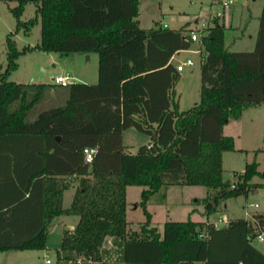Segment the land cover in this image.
Returning a JSON list of instances; mask_svg holds the SVG:
<instances>
[{
	"label": "trees",
	"instance_id": "1",
	"mask_svg": "<svg viewBox=\"0 0 264 264\" xmlns=\"http://www.w3.org/2000/svg\"><path fill=\"white\" fill-rule=\"evenodd\" d=\"M36 16L22 20L27 2ZM17 29L29 33L41 18V41L47 52L99 54L97 83H20L9 80L18 67L19 50L8 35L7 66L0 70V250L45 249L53 219L79 216L66 230L59 259L89 264H264V251L253 244L255 228L245 217L216 228L211 221L168 220L163 231L152 225L149 197L163 186L204 185L208 216L224 203L247 195L264 174L257 163L224 178L223 154L235 150L224 133L229 118L247 105L264 102V7L256 45L250 51L226 46L220 17L201 33L200 100L180 110L174 86L180 71L171 57L193 43L190 33L160 23L143 28L140 0H18L12 8ZM144 73V75H143ZM132 88H136L135 92ZM56 90L53 96L51 91ZM142 93H144L142 95ZM65 95L66 102L34 118L35 104ZM51 97V98H52ZM135 128L150 137L137 152L125 149L123 132ZM95 147L92 162L85 149ZM77 179L72 202L64 192ZM129 185H140L148 219L129 229ZM264 224V214L253 215ZM207 230L208 237L199 232ZM107 236L123 240V261L104 260Z\"/></svg>",
	"mask_w": 264,
	"mask_h": 264
},
{
	"label": "rangeland",
	"instance_id": "2",
	"mask_svg": "<svg viewBox=\"0 0 264 264\" xmlns=\"http://www.w3.org/2000/svg\"><path fill=\"white\" fill-rule=\"evenodd\" d=\"M16 5L18 0H0V70L5 71L7 66L8 35L12 34L19 50L26 47L30 49L20 54L17 60L18 67L11 72L9 80L20 83L56 84L55 77L71 74L76 82L82 78L88 79L91 83L98 82V53L47 52L36 48L41 41V18L38 17L29 33L17 29L18 18L12 11ZM263 7L264 0H234L228 6L221 5L218 0H140L138 19L143 28L156 27L160 21L162 26L171 29L186 28L183 30L184 34L190 33V28H195L199 34L200 29L213 24V18L220 12L221 15H218L220 22L226 26V46L234 51H250L256 45L259 16ZM36 15L35 3L27 2L21 19L29 20ZM198 43L199 40H196L193 48H197ZM89 54L91 58L88 57ZM187 58H191L194 63L180 71V78L174 86L177 89L180 110L190 108L200 100L201 54L196 51H182L176 55L175 63L179 64ZM56 87L61 88L60 84ZM51 93L55 96L56 90L52 89ZM51 97L35 104L28 113L29 117L34 118L44 109L66 102L65 95ZM224 133L231 135L235 144V150L223 154L225 180L236 181L234 171H243L249 162L255 161L258 169L264 172V102L245 106L239 118L231 116L224 126ZM148 139L149 135L135 128L123 132L125 149L129 152H137ZM252 182L260 185L256 189H251L247 195L228 199L223 205L222 212H226L230 218H251L253 214L264 213V174L254 176ZM143 189L144 187L140 185H129L126 189L127 220L131 230H138L141 223L148 219L142 204ZM74 190V185L65 190V206H70ZM207 194L208 188L204 185L161 187L147 202L152 225L163 231L168 220L183 221L188 218L195 221L215 220L218 213L208 216L205 212L204 198ZM251 203H257L258 207H252ZM78 221L79 216L75 214L56 217L49 227L45 249L0 250V264H89L82 258L78 262L59 259L57 254L65 231L74 230ZM253 244L264 251V242L255 240ZM123 248V240L114 237L111 245L102 247L103 258L108 261L122 260ZM47 259H50L51 263H46Z\"/></svg>",
	"mask_w": 264,
	"mask_h": 264
},
{
	"label": "built area",
	"instance_id": "3",
	"mask_svg": "<svg viewBox=\"0 0 264 264\" xmlns=\"http://www.w3.org/2000/svg\"><path fill=\"white\" fill-rule=\"evenodd\" d=\"M218 2L223 6H228V5L232 4L234 2V0H218ZM218 15L220 16L221 13L219 12ZM190 34H191V38L193 41L200 39L201 32L199 34H197L196 31L193 29ZM193 63H194L193 60L191 58H188L186 61H183V62L177 64V69L179 71H182L185 68V66L192 65ZM74 81H75L74 77L71 74L59 75V76L54 78V82L56 84L65 85L68 83H73ZM95 152H96L95 147H87L85 149L86 160L88 162L93 161V157H94ZM234 185H235V183L233 182L232 186H234ZM251 206L256 208V207H258V204L257 203H251ZM253 215L251 216V218H247V219L251 220V222L253 223L254 228H255V234H254V237L252 240L264 242V224H262L258 220H255ZM230 219L231 218L229 217V215L226 212H219L217 218L211 222L216 228H221L222 226L227 225L229 223ZM199 236L201 238H207L208 237L207 230L200 231ZM46 263H51V260L47 259ZM239 264H243V263L240 262Z\"/></svg>",
	"mask_w": 264,
	"mask_h": 264
},
{
	"label": "crops",
	"instance_id": "4",
	"mask_svg": "<svg viewBox=\"0 0 264 264\" xmlns=\"http://www.w3.org/2000/svg\"><path fill=\"white\" fill-rule=\"evenodd\" d=\"M159 23H160V21H159ZM189 28H190V27H189ZM190 29H195V28H190ZM203 31H204V28H203V29H200V32H201V33H203ZM195 43H196V41H193V43H192V45H191V47H190L189 49H182V50H179L178 52H176V53L171 57L170 62L173 63L175 66H177V64L175 63V58H176V55H177L178 53L182 52V51H191V52L196 51V52H199V53L201 54V57H202V53H201V48H202L201 40L199 39V43H198V45H197V48H193L194 45H195ZM88 57L91 58V57H90V54L88 55ZM187 59H188V58H187ZM200 61H201V60H200ZM192 65H193V64H192ZM187 66H191V65H187ZM143 75H144V73H143ZM74 82H76V80H75ZM81 82L91 83V82H90L88 79H86V78H84V80H83V78H82V79H81ZM135 89H136V88H132V91L135 92ZM174 90H175V100L178 101V103H179V98H178V94H177V89H176V87H174ZM143 94H144V93H142V95H143ZM183 110H184V109H183ZM148 143H150V139H148V140L146 141V143H144V144H148ZM76 184H77V179L75 178V180H74V182H73L72 185H74L75 188H76ZM255 189H256V188H255ZM74 192H75V190H74ZM73 196H74V194H73ZM63 204H64V197H63ZM64 206H65V205H64ZM65 207H69V206H65ZM259 213H260V212H259ZM261 214H264V213L261 212ZM62 215H66V214H62ZM62 215H58V216H56V217H60V216H62ZM56 217L53 219V221L56 219ZM53 221H52V223H53ZM65 221H67V220H62V222H65ZM52 223H51V224H52ZM113 239H114V236H110V241H109L108 244L111 245ZM110 242H111V243H110ZM108 244H107V245H108ZM104 260H105V259H104ZM107 261H108V260H107ZM119 261H123V259H122V260H117V261H111V262H119Z\"/></svg>",
	"mask_w": 264,
	"mask_h": 264
},
{
	"label": "water",
	"instance_id": "5",
	"mask_svg": "<svg viewBox=\"0 0 264 264\" xmlns=\"http://www.w3.org/2000/svg\"><path fill=\"white\" fill-rule=\"evenodd\" d=\"M109 239H110V236H107L106 238H105V245H107L108 243H109Z\"/></svg>",
	"mask_w": 264,
	"mask_h": 264
}]
</instances>
